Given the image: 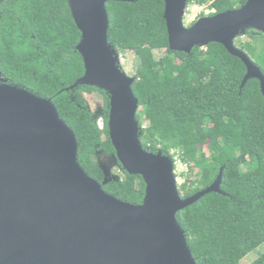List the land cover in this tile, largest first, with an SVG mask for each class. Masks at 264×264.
Listing matches in <instances>:
<instances>
[{
  "label": "trees",
  "instance_id": "1",
  "mask_svg": "<svg viewBox=\"0 0 264 264\" xmlns=\"http://www.w3.org/2000/svg\"><path fill=\"white\" fill-rule=\"evenodd\" d=\"M247 1L189 0L188 7L214 11L200 15L207 17L239 9ZM106 7L109 43L122 57L133 53L138 59L132 88L139 100L143 148L161 151L174 163L178 154L188 168L179 186L183 199L210 187L224 169L222 194L210 193L177 214L193 257L197 264H241L264 246L260 82L251 79L242 88L246 66L221 44L196 47L191 54L172 51L162 0L114 1ZM245 38L238 37L236 47L264 74V33L248 29ZM80 39L68 0H0L2 78L52 100L77 136L81 166L102 183L105 175L97 153L115 154L108 130L109 96L91 86L69 89L85 73L77 51ZM93 94L103 98V128L86 98ZM123 174L122 180L104 185V190L142 204L143 178ZM250 264H264V251Z\"/></svg>",
  "mask_w": 264,
  "mask_h": 264
},
{
  "label": "water",
  "instance_id": "2",
  "mask_svg": "<svg viewBox=\"0 0 264 264\" xmlns=\"http://www.w3.org/2000/svg\"><path fill=\"white\" fill-rule=\"evenodd\" d=\"M114 1L141 0H68L85 67L69 89L91 86L109 96L115 154L97 153L102 183L81 166L77 136L52 100L0 73V264H197L177 214L210 193L222 194L224 169L210 187L183 199L173 159L143 148L135 78L122 70V56L109 43L106 6ZM162 1L172 51L191 54L221 44L246 66L242 88L257 79L264 95V74L235 42L248 29L264 33V0L200 17L191 27L185 26L189 0ZM101 153L122 173L143 178L142 204L104 190L120 178H109Z\"/></svg>",
  "mask_w": 264,
  "mask_h": 264
},
{
  "label": "rangeland",
  "instance_id": "3",
  "mask_svg": "<svg viewBox=\"0 0 264 264\" xmlns=\"http://www.w3.org/2000/svg\"><path fill=\"white\" fill-rule=\"evenodd\" d=\"M214 11L209 10L207 7H198L196 5H190L188 7L186 16H185V26L189 27L194 21L198 20V18L200 17V15L202 13H205L206 15L211 14ZM243 40L246 41L247 39L245 38V35L242 36ZM138 65V59L136 58V56L133 53H127L124 57L120 58V66L122 68V70L129 76L133 77L135 72H136V68ZM86 98L91 106V110L93 111V113L95 114L96 117L99 116V125L102 128L103 127V123H102V119H101V111H102V107H103V98L100 95L97 94H93V95H86ZM175 153V152H174ZM175 175L177 176V183H178V187L180 185H182L188 174V168L187 166L182 163V161L180 160V158L178 157V154L175 153ZM99 160L101 161L102 165L105 166L107 172L109 173V178H114V177H119L120 180L123 179V173L121 172L120 168L118 166L115 165L114 160L110 159L109 157H107L104 154H100L99 155ZM190 176V175H189ZM192 179H194V177H192ZM264 251V246L260 247L259 249L253 251L252 253H250L246 258L243 259V261L241 262V264H250L252 261H254L255 259H257L258 254Z\"/></svg>",
  "mask_w": 264,
  "mask_h": 264
},
{
  "label": "flooded vegetation",
  "instance_id": "4",
  "mask_svg": "<svg viewBox=\"0 0 264 264\" xmlns=\"http://www.w3.org/2000/svg\"><path fill=\"white\" fill-rule=\"evenodd\" d=\"M187 8H188V7H187ZM187 10H188V9H187ZM207 17H209V16H207ZM199 18H200V17H199ZM199 18H198V19H199ZM196 21H197V20H196ZM191 26H192V24H191L189 27H191Z\"/></svg>",
  "mask_w": 264,
  "mask_h": 264
},
{
  "label": "clouds",
  "instance_id": "5",
  "mask_svg": "<svg viewBox=\"0 0 264 264\" xmlns=\"http://www.w3.org/2000/svg\"><path fill=\"white\" fill-rule=\"evenodd\" d=\"M176 164V163H175Z\"/></svg>",
  "mask_w": 264,
  "mask_h": 264
}]
</instances>
